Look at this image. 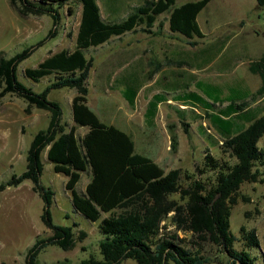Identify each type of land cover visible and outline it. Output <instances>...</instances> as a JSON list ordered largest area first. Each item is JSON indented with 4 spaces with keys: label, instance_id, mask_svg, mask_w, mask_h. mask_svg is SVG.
Masks as SVG:
<instances>
[{
    "label": "trees",
    "instance_id": "obj_1",
    "mask_svg": "<svg viewBox=\"0 0 264 264\" xmlns=\"http://www.w3.org/2000/svg\"><path fill=\"white\" fill-rule=\"evenodd\" d=\"M73 1L82 6L76 46L51 53L37 66L24 69L36 82L54 74V79L44 89L35 90L19 79L18 65L57 34L62 10L67 5L68 11L72 12ZM209 1L187 0L177 4V0H144L132 7L126 16L107 19L102 15L98 0H11L22 15L48 13L53 18L52 27L36 43L10 56L0 51V98L15 93L27 100L26 111L30 112L33 106L50 111L48 126L39 129L32 139L26 169L0 183L2 191L9 185L16 186L30 179L33 189L45 202L42 219L52 231L46 237L38 238L29 248L26 264H38L37 255L48 244L69 249L76 242L74 225L53 220L51 204L55 191L41 180L42 152L47 146L54 170L68 176L66 188L71 193L74 209L91 220L100 219L99 227L105 235L99 243L103 258L90 256L79 264H121L129 257L139 264H169L171 260L176 264H206L211 258L202 253L201 244L207 240L222 247L229 256L228 264H256V257L249 249L260 245L256 230L241 225L246 247L236 248L237 236L230 229V216L233 205L239 201L241 185L245 181H264V107L250 106L251 99L264 95V53L249 62L250 70L262 78L255 92L232 86L223 97V89L213 84L205 90L210 98H218L214 102L231 101L209 115L225 138L224 150L235 158L234 162H220L206 153L205 165L216 171L210 183L182 167L166 170L150 155L138 152L129 132L103 120L88 104V78L94 62L92 56H87L89 48L138 26L151 30L164 12H168L169 28L186 36L189 43L196 44L194 37L204 36L197 16ZM256 2L259 6L264 5V0ZM158 24L163 26L161 20ZM62 87L77 90L73 97L72 124L63 119L61 102L49 97L51 89ZM136 93L137 89L125 93L131 104H134ZM186 94L188 99L204 104L207 109L214 106L194 91ZM163 99L159 94L149 100L145 114L149 125L154 124L158 102ZM80 125L89 127L82 136L77 132ZM188 126L189 123H185L186 132ZM170 134L171 146L177 150L179 139L174 128H170ZM261 139L262 144L259 143ZM86 170H90L91 178L85 191H80L77 184ZM183 180L188 182L184 184ZM174 193L179 197H173ZM243 198L248 199L245 195ZM168 217L176 229L192 233L191 246L184 243L185 239L177 231L171 234L162 231L163 221ZM85 234L82 231L80 237Z\"/></svg>",
    "mask_w": 264,
    "mask_h": 264
},
{
    "label": "rangeland",
    "instance_id": "obj_2",
    "mask_svg": "<svg viewBox=\"0 0 264 264\" xmlns=\"http://www.w3.org/2000/svg\"><path fill=\"white\" fill-rule=\"evenodd\" d=\"M113 1L122 6L121 14H126L132 7L144 0ZM185 1L187 0H177V4ZM99 2L103 13L106 14V0H99ZM8 3V0H0V7L5 8L9 5ZM71 5L72 12L68 11V6L64 8V19L59 28L60 34L53 36L48 42L52 48L55 46L62 49L75 47V32L80 23L82 6L78 1H73ZM224 5L228 6L223 8ZM45 15L32 16L43 19L42 25L45 29L41 30L39 25V30L30 38L31 43H36L45 36L44 32H48V25L44 19H49L50 27L53 25L52 16ZM159 19L165 23L164 26L160 27L158 24L151 30L138 26L87 50L88 56L94 58L88 80L91 87L89 98L102 119L119 120L124 117L126 108L130 106L122 91L112 86V83H115L112 78L119 77L120 74L118 65L115 64L110 69L106 63L107 58L105 57L111 53L113 57H117L124 51L131 53L134 50H141L146 70L143 78L146 83L150 79L148 71L151 60L153 61L151 56L156 51L162 55L166 53L171 59L168 61V76L171 75L174 79L179 76L178 71H181L189 87L197 88L195 85L197 77L228 81L234 85H245L242 79H246L245 72H248L250 59L264 50V5L257 6L256 0H210L197 16L204 36L194 37L196 44L189 43L186 36L169 28L168 12L161 14ZM15 42L14 39L12 43ZM31 43H25L17 48L21 50ZM42 50L33 51L30 56L19 63L17 69L19 79L38 91L44 89L54 79V74L45 76L36 82L24 72V69L38 65L42 58ZM180 59L184 60L179 61ZM109 69L113 73L108 74ZM257 77L260 76L257 74ZM74 91L77 92L71 87L53 88L49 92V97L52 99L59 97L58 99L66 101ZM148 93V89L141 91V98L136 104L137 109L132 113L134 116L139 114L138 110L142 105V100L145 101L144 95L147 96ZM175 101L172 104L164 103L156 126L148 125L142 114L134 119L133 134L138 142L137 151L147 150L152 155L149 140L145 142L140 137L164 136L170 133V128H174L181 137V146L178 151L161 150L162 154L159 156L165 168L182 167L190 174L194 173L195 177H200L210 183L214 180L216 171L208 169L205 165L206 153H210L220 162L235 161V158L224 150L222 143L225 138L220 134L209 115L211 110H219L221 103L206 109L203 104L196 107L192 104L183 106ZM260 104L264 107V98ZM26 105L27 100L15 93H7L0 98V114L6 109L9 110L8 112L13 111L14 116L7 123H0V130L5 129L0 131V183L9 180L13 173L20 174L26 169L28 149L35 133L48 126L50 117L45 114L48 110L44 108H37V110L36 106H33L31 115H28L23 111L26 110ZM181 107H185L184 113L178 112L177 109ZM64 113V117L67 118L69 111L66 106ZM185 123H189L188 132L185 130ZM262 142L263 139L259 141L260 144ZM199 169L205 171L201 172ZM262 170L264 171V166ZM66 177L64 173L56 172L52 162L46 157L41 180L55 191V198L51 204L53 220L59 224L74 225L75 246L64 249L57 244H48L38 253V264H79L82 259L90 256L103 258L99 243L105 235L99 227L100 219L91 220L74 209L71 193L65 189L63 182ZM86 177L85 173L77 185L78 190L82 189ZM182 182L186 184L188 180ZM32 185V181L26 179L17 186L9 185L0 191V264H26L29 248L38 238L46 237L52 231L42 219L44 199L32 188ZM238 195L239 201L233 205L230 216V229L237 236L235 247L238 249L246 247L241 236V225L245 224L249 229H255L260 238V245L249 249L256 257L255 263L264 264V181H245ZM243 195L248 199H244ZM172 196L178 198L179 194L174 193ZM163 223V232L171 234L177 231L179 236L185 239V244L190 246L193 244L192 233L176 229L170 217L166 218ZM82 231L86 233L83 238L80 237ZM201 246L202 253L211 258L206 264H228L229 256L222 247L209 240L203 241ZM121 264L139 263L136 259L129 257ZM169 264L176 263L171 260Z\"/></svg>",
    "mask_w": 264,
    "mask_h": 264
},
{
    "label": "crops",
    "instance_id": "obj_3",
    "mask_svg": "<svg viewBox=\"0 0 264 264\" xmlns=\"http://www.w3.org/2000/svg\"><path fill=\"white\" fill-rule=\"evenodd\" d=\"M8 1H9V3H8L9 5L7 7H5V8L0 7V51H4L8 56H10V55L14 54L15 52L19 51L20 48H17L18 46L21 47L25 43H31L30 38H31V36L36 34V32L39 30V25L41 26V30H43V31L45 29L44 28L45 26L42 25L43 19H38V18L32 17L33 15H36V14L22 15L11 4V0H8ZM98 2H99V0H98ZM99 4L101 7V12H102L103 17H105L107 19L116 18L118 16L124 17L128 13L127 12L126 14H121L122 6L119 3H116L113 0H106L107 9H105V11L107 13L104 14L101 3L99 2ZM225 6H228V5H224L223 8H225ZM257 6H259V5L257 4ZM64 8L62 10L63 11L62 20L58 26V31H57V34L55 35V37L60 34L59 28L61 27V25H62L61 23L64 19ZM81 13H82V9H81ZM45 14H48V13H44V14H42V16H46ZM161 14H163V13H161ZM159 20H161V19H159V17H158V20L156 21L154 27H156L158 25ZM44 21H45V23L47 22L48 30H49L52 27V26L50 27V25H49L50 24L49 19H44ZM164 24L165 23L163 22V26H164ZM168 25H169V22H168ZM77 32H78V30L75 32V35H76L75 41L77 38ZM46 34H47V31L44 32V35H46ZM120 35H123V34H120ZM120 35H113L112 37L120 36ZM111 38H109V40ZM14 39L16 40V42L12 43ZM51 39H52V37L50 39H48L47 41H45L43 44L39 45L34 50V51H36L39 49H43L42 50V58L40 61L44 60L51 53L57 52V51L62 49V48H56V46L52 48L51 45L48 44V42ZM107 41H105V42H107ZM105 42H103V43H105ZM33 43H31V44H33ZM75 46H76V44H75ZM97 46H99V45H97ZM74 48H71V49H74ZM51 49H52V51H51ZM262 53H264V50H262L261 53L258 54L256 57L251 58V59H255V58L259 57ZM87 56H88V54H87ZM105 58H107L106 63L110 67V69L115 64L118 65V67H119L118 73L120 75H119V77H113L112 78V79H114V82H115V83H112V86H114L117 89L122 91V94H123L125 100L130 105L129 108H126L125 115L121 119L110 120V121L105 120V121H107L108 123H113V124L119 126L120 128L126 130L127 132H129L135 141L136 150L138 147V142L135 140L134 134H133V121L136 117L138 118V116L139 115L141 116V114H142V116L144 117V120L146 122L145 114L147 111L148 102L154 95L160 94V95H162V97L164 99L158 102V105H157L158 109H157V113L154 117V124H152L150 126H156L157 125L158 116H159V113L162 111V107H163L164 103L172 104L174 102V100H176V101H178V103L180 105H183V106H187L189 104H192L194 107H196L197 105L202 104V103L194 102V101L188 99L186 93H188L189 91L196 92L198 95L203 97L205 100L207 99V100H209V102L214 103V105L221 103L220 104L221 107L219 108V110H211V111L217 112V111H220V109L222 107L229 105L231 101H230V99H225L222 101L214 102L213 100L218 99V98L217 97L210 98L205 91L206 88L210 86V84H213L214 86L222 88L223 89L222 96L224 97L229 93V89L232 86L240 88V89H246L249 92H255L262 83L261 75L259 73L252 72L250 70V68L248 67L249 68L248 72H245L246 79L241 78L244 81L245 85H234L233 83L228 82V81L223 82L221 80H211V79H206L205 77H197L195 79V85L197 88H190L188 81H185L183 79V75H182L181 71H178L179 76H177L174 79L171 78V75L168 76L167 68H168V63H169L168 61H171L170 55H168L166 53H164L162 55L160 52L158 53L157 51L154 52L153 55L151 56L153 61L151 60V66H150L149 71H148L150 79L146 83V82H144V78H143V75L145 74L146 70L144 69L145 67H144V62L142 59L143 53L141 50H134L131 53L124 51V52L120 53L117 57H113L112 53H111V54L107 55ZM182 60H184V59H180L179 61H182ZM204 61H206L205 58H204ZM110 69L107 71L108 74L113 73V71ZM193 71L195 72L194 68H193ZM90 73H91V70H90ZM90 73H89V77H90ZM257 74L260 77H257ZM88 80H89V78H88ZM88 85H89V83H88ZM135 89H137V93L135 96L134 104H131V102L127 98V95H125V93H129V91H133ZM146 89L149 90V93L147 94V96L144 95L145 101L142 100V105L140 106V108L138 110L139 114H137V116L136 115L134 116L132 113H134L137 109L136 104L141 98L140 93H141V91L146 90ZM89 90H91L90 86H89ZM76 93H77L76 91L71 93L70 97L67 98L66 101L62 100L61 98L58 99L59 97L57 98L63 106V111H65V106L67 107V110L69 111V116L67 118H65L64 117L65 113H64L63 119L65 121H68L70 124L74 123L73 97L75 96ZM263 98H264V95L251 99L250 106H252V107L253 106H262L260 103L263 100ZM88 104L95 110L94 106L90 102V98L88 99ZM7 106L8 105H6V103H5V107H7ZM203 106H204V104H203ZM35 108L37 109L40 107L36 106ZM184 108L185 107H181L177 110L180 113H184L185 112ZM141 109H143V110H141ZM46 110H48V109H46ZM8 111L6 109L2 111V113L0 114V123H2V122L7 123L8 121H10L14 118L13 111H10V112H8ZM23 111H25L28 115H31L30 114L31 111L28 112L25 109ZM45 114L46 115L48 114L50 117V111L49 110H48V113L46 112ZM88 129H89L88 126L80 125L77 128V132L80 136H82L88 131ZM3 130H5V129H1L0 131H3ZM177 135H178V139H179V145L177 148V151H178L179 147L181 146V137L179 134H177ZM141 138L144 139L145 142H147V140H149V144H151V147H152V151H151L152 155L149 154L147 152V150H139L138 152L150 155L152 158H154L157 162H159L165 168V166H164V164L160 158L161 156H159V155L162 154L161 150L163 151V149H165V150L173 149L171 146V134L168 133L164 136L158 135L157 137L154 135H152V136L151 135H148V136L145 135V136L140 137V139ZM48 148H49V146H47L42 152V159L44 161V168H45V159H46V157L48 158ZM45 153H46V156H45ZM153 153L155 156L153 155ZM48 160H50V159L48 158ZM52 164H53V162H52ZM170 168H172V167L165 168V169L169 170ZM53 169H54V164H53ZM85 173L87 174V177H86V180H85L83 187L80 191H85L86 185L91 178L90 170H86V171L82 172L81 179L83 178V175ZM67 179H68V176L66 177V179L63 180L64 185H65V189H67L66 188ZM80 180H79V182H80ZM32 188H33V185H32ZM54 198H55V196H54Z\"/></svg>",
    "mask_w": 264,
    "mask_h": 264
}]
</instances>
